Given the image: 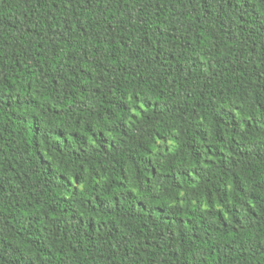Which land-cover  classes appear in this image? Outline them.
<instances>
[{
  "label": "trees",
  "instance_id": "16d2710c",
  "mask_svg": "<svg viewBox=\"0 0 264 264\" xmlns=\"http://www.w3.org/2000/svg\"><path fill=\"white\" fill-rule=\"evenodd\" d=\"M0 264H264V0H0Z\"/></svg>",
  "mask_w": 264,
  "mask_h": 264
}]
</instances>
